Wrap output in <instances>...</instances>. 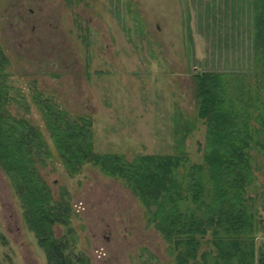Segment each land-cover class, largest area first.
<instances>
[{
	"label": "rangeland",
	"instance_id": "obj_1",
	"mask_svg": "<svg viewBox=\"0 0 264 264\" xmlns=\"http://www.w3.org/2000/svg\"><path fill=\"white\" fill-rule=\"evenodd\" d=\"M253 3L0 0V47L15 88L6 108L48 145L39 152L32 148V167L52 200L68 205V224H55L52 231L71 235L72 253H84L91 264L177 262L174 243L155 226L154 205H145L125 179L91 161L72 170L65 165L42 103L83 125L94 153L119 154L128 162L166 156L173 174L193 173L208 187V132L196 108L193 75H253ZM249 154L247 196L264 216V148L253 145ZM176 206L185 214L200 207L185 198ZM212 230L201 237L196 264H216ZM0 232L7 240L0 243V264H46L1 168ZM254 237L256 246L264 238L257 232Z\"/></svg>",
	"mask_w": 264,
	"mask_h": 264
},
{
	"label": "trees",
	"instance_id": "obj_2",
	"mask_svg": "<svg viewBox=\"0 0 264 264\" xmlns=\"http://www.w3.org/2000/svg\"><path fill=\"white\" fill-rule=\"evenodd\" d=\"M253 49L252 76L210 71L193 75L196 108L208 132V187L193 173L173 174L166 156L143 155L128 162L119 154L94 153L89 131L83 125L70 120L51 102H41L45 121L51 125L50 137L65 165L72 170L76 164L91 161L106 174L125 179L145 205H154L155 226L174 243L176 264H196L201 237L209 228L216 237L211 240L217 250L216 264H264V238L256 246L254 237L256 232L264 236V216L250 203L246 190L252 179L249 151L256 144L264 148V0L253 3ZM8 64L0 47V168L46 264H91L84 253H72L71 235L57 237L52 231L55 224H68V205L52 200L49 186L32 167V148L39 152L48 145L28 121L14 117L6 108L15 92ZM184 198L200 206L197 213L178 210L176 202ZM0 243H7L1 232Z\"/></svg>",
	"mask_w": 264,
	"mask_h": 264
}]
</instances>
